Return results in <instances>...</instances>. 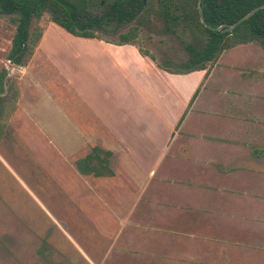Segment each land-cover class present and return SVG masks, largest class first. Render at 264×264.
<instances>
[{"label": "rangeland", "instance_id": "374dc122", "mask_svg": "<svg viewBox=\"0 0 264 264\" xmlns=\"http://www.w3.org/2000/svg\"><path fill=\"white\" fill-rule=\"evenodd\" d=\"M150 1L134 21L95 29L96 38L73 35L49 15L33 21L31 31L40 25L43 35L23 66L8 58L17 25L12 15L0 13V75L7 71L0 93V264H90L79 251L91 246L85 208L102 200L100 194L88 199L93 178L80 172L77 161L93 146L108 158L107 148L133 135L125 123H133L135 96L147 109H153L151 100L173 107V88L159 74L192 72L191 47L200 45L182 26L168 30L157 1ZM100 2L84 5L98 14ZM134 25L136 39L122 43L120 35ZM250 49L238 46L224 55L246 65L238 73L249 78L257 97L247 101L253 104H247L246 118L264 124V50L249 59ZM134 86L142 94L134 90L120 107L122 91ZM92 165L102 169L97 159ZM93 181L95 191L109 182Z\"/></svg>", "mask_w": 264, "mask_h": 264}, {"label": "crops", "instance_id": "0c3cea01", "mask_svg": "<svg viewBox=\"0 0 264 264\" xmlns=\"http://www.w3.org/2000/svg\"><path fill=\"white\" fill-rule=\"evenodd\" d=\"M238 46L251 47L249 59L263 52ZM224 53L206 69L159 74L173 107L147 109L135 96L133 137L100 155L107 168L95 170L94 156L80 171L109 180L95 191L90 178L88 199L102 200L85 208L91 246L79 251L90 264H264V124L246 118L257 99L238 73L246 65Z\"/></svg>", "mask_w": 264, "mask_h": 264}, {"label": "trees", "instance_id": "16d2710c", "mask_svg": "<svg viewBox=\"0 0 264 264\" xmlns=\"http://www.w3.org/2000/svg\"><path fill=\"white\" fill-rule=\"evenodd\" d=\"M92 1L89 0V3ZM156 1L159 16L168 30L182 26L190 30L200 44L191 47L188 72L206 69L224 51L241 44L257 43L264 50V8L232 31H216L210 28L234 23L254 7L264 4V0H202L207 25L201 21L198 0ZM84 2L85 0H0V13L12 15L11 19L17 25L8 54L9 60L16 65H23L26 52L36 48L43 35L40 25H35L31 31L32 23L41 20L45 15H49L53 22L73 35L96 38L95 29L112 23L119 27L125 22H132L153 1L107 0L109 3L106 5L101 1L99 5L103 6V10L98 14L92 13L90 5H84ZM137 35L138 26L134 25L120 35V41L130 43ZM5 75L7 71L0 75V93L3 91ZM95 150L88 158L79 160L82 172H85L87 165H91L94 156L98 157L101 166L106 165V161H103L96 148Z\"/></svg>", "mask_w": 264, "mask_h": 264}, {"label": "water", "instance_id": "95a60500", "mask_svg": "<svg viewBox=\"0 0 264 264\" xmlns=\"http://www.w3.org/2000/svg\"><path fill=\"white\" fill-rule=\"evenodd\" d=\"M197 6L199 8V13H200V18L201 21L207 25L206 19H205V15H204V10H203V2L202 0H198L197 2ZM264 8V4H260L256 7H254L253 9H251L249 12H247L244 16H242L241 18H239L237 21H235L234 23L231 24H222L218 27H210L216 31H224V32H229L232 31L235 27H237L239 24H241L242 22H244L245 20L249 19L252 15H254L256 12H258L260 9Z\"/></svg>", "mask_w": 264, "mask_h": 264}, {"label": "flooded vegetation", "instance_id": "af4514ba", "mask_svg": "<svg viewBox=\"0 0 264 264\" xmlns=\"http://www.w3.org/2000/svg\"><path fill=\"white\" fill-rule=\"evenodd\" d=\"M103 4H106L108 3L107 0H101ZM144 1H147V0H144Z\"/></svg>", "mask_w": 264, "mask_h": 264}]
</instances>
